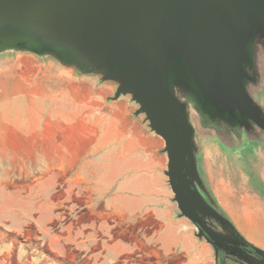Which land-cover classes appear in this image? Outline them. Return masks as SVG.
<instances>
[{
	"label": "rangeland",
	"instance_id": "1",
	"mask_svg": "<svg viewBox=\"0 0 264 264\" xmlns=\"http://www.w3.org/2000/svg\"><path fill=\"white\" fill-rule=\"evenodd\" d=\"M36 38L22 26L1 31L0 71L5 66L12 67L22 76L49 80L58 94L60 108L76 112V146L81 149L77 148L74 169L61 171L59 191L42 202V210L33 213L28 225L13 231L0 224V264H185L182 255H166L161 251L157 237L160 225L148 212V194L156 192L157 199L163 203L159 182H152L151 189H134L131 180L140 173L127 161L138 155L135 148L132 145L124 148L121 144L119 150L114 151L111 140L114 133L98 146L95 128L90 124L84 128L81 114L94 105L93 96L104 97L109 110L126 112L140 127L141 145L149 149L144 154L141 147L140 153L148 157L150 167L156 164L159 155L168 164L164 139L152 130L133 93L116 97L123 81L109 77L112 70L109 63H93L82 56L79 46L62 44L60 36ZM174 41L175 47L168 48L164 43L163 49L181 59L184 43L178 30H175ZM246 52L248 61L243 64L242 85L264 115L263 32L256 31L251 36ZM176 63L168 65L167 84L173 97L183 106L192 130L196 187L206 203L228 219L213 196L209 179L228 176L238 186L250 179L259 186L258 171L264 174V130L243 118L236 108L217 110L207 104L183 62ZM144 133L159 138L162 148L151 151L153 142L146 139ZM217 161L223 166L216 165ZM166 172L167 165L165 176ZM35 182L17 180L3 182V186L22 188ZM53 202L58 203L57 208L52 209ZM207 222L222 236L236 240L218 222L211 219ZM224 255L227 264H263L260 260H264V252L260 258L250 259L251 263ZM216 262L219 264L218 259Z\"/></svg>",
	"mask_w": 264,
	"mask_h": 264
},
{
	"label": "water",
	"instance_id": "2",
	"mask_svg": "<svg viewBox=\"0 0 264 264\" xmlns=\"http://www.w3.org/2000/svg\"><path fill=\"white\" fill-rule=\"evenodd\" d=\"M18 26L36 40L60 36L62 44L79 46L93 63H109V77L123 81L116 97L133 93L152 130L165 141L166 176L181 214L216 253L246 263L257 259L196 187L192 130L183 106L169 91L167 68L183 62L207 104L217 110L236 108L264 130V115L242 85L247 42L256 31L264 33V0H0V32ZM175 30L184 43L181 59L163 49L164 43L175 47ZM207 219L236 240L216 232Z\"/></svg>",
	"mask_w": 264,
	"mask_h": 264
},
{
	"label": "crops",
	"instance_id": "3",
	"mask_svg": "<svg viewBox=\"0 0 264 264\" xmlns=\"http://www.w3.org/2000/svg\"><path fill=\"white\" fill-rule=\"evenodd\" d=\"M45 78L25 77L12 67L0 71V224L10 230H22L41 211L43 201L59 191L60 173L73 170L76 164V112L60 108L53 84ZM93 106L81 114L84 128L94 127L98 146L114 133V151L132 145L138 155L127 163L136 166L139 176L131 180L134 189H151L159 182L158 191L164 195L163 203L156 192L148 194V212L159 223L157 237L161 251L166 255L180 254L185 264H216L213 247L189 222L181 216L173 201V194L165 176L167 161L161 155L153 167L149 152L140 136V127L133 123L122 109L107 108L104 97L93 96ZM126 123V125H125ZM86 133V132H85ZM153 142L152 149L160 150L159 138L143 134ZM84 136V140H86ZM223 166L222 162H215ZM137 166H141L139 169ZM147 166V167H146ZM222 168L220 167V171ZM220 174V173H219ZM36 180L28 187L9 188L3 182ZM213 196L236 231L254 249L264 252V174L258 171L257 183L250 179L236 185L227 176L210 180ZM39 200V201H36ZM58 203L52 204V209Z\"/></svg>",
	"mask_w": 264,
	"mask_h": 264
},
{
	"label": "trees",
	"instance_id": "4",
	"mask_svg": "<svg viewBox=\"0 0 264 264\" xmlns=\"http://www.w3.org/2000/svg\"><path fill=\"white\" fill-rule=\"evenodd\" d=\"M246 250L249 251V252H251V254L253 256H256L257 258H260V255H258V253L256 252V249H254L253 247H251L248 243H247ZM217 259H218L219 264H227V261H226V258H225V255L223 254V252L219 251L217 253Z\"/></svg>",
	"mask_w": 264,
	"mask_h": 264
},
{
	"label": "flooded vegetation",
	"instance_id": "5",
	"mask_svg": "<svg viewBox=\"0 0 264 264\" xmlns=\"http://www.w3.org/2000/svg\"><path fill=\"white\" fill-rule=\"evenodd\" d=\"M249 250V249H248Z\"/></svg>",
	"mask_w": 264,
	"mask_h": 264
}]
</instances>
